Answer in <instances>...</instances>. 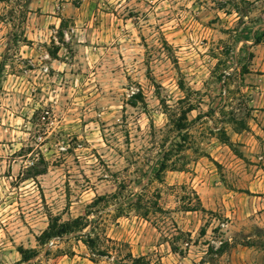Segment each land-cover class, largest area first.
I'll return each instance as SVG.
<instances>
[{
	"label": "rangeland",
	"instance_id": "rangeland-1",
	"mask_svg": "<svg viewBox=\"0 0 264 264\" xmlns=\"http://www.w3.org/2000/svg\"><path fill=\"white\" fill-rule=\"evenodd\" d=\"M257 91L264 0H0V264H264ZM181 98L194 109L178 131ZM120 189L160 210L101 202L89 217L110 241L37 244L49 215Z\"/></svg>",
	"mask_w": 264,
	"mask_h": 264
},
{
	"label": "trees",
	"instance_id": "trees-1",
	"mask_svg": "<svg viewBox=\"0 0 264 264\" xmlns=\"http://www.w3.org/2000/svg\"><path fill=\"white\" fill-rule=\"evenodd\" d=\"M254 43H259L260 38L259 36H256L254 38ZM142 98V97H141ZM180 103H184V106L180 110V114L177 118V120L174 122V126L178 131H182L187 128L186 121L187 120V113L190 112L192 109H194V104L190 101H186L184 98H181L178 100ZM245 117H249V109L246 111ZM200 115L197 116L199 118ZM234 118H230L226 122L234 121ZM246 124L242 123V128H245ZM219 136L218 138L230 146V141L226 135L224 126H220L217 129L216 132ZM185 138H183V141ZM175 146L182 147L183 144L181 142H175ZM167 157L163 156L160 159L156 160L152 165L148 168V179L149 181H157L162 182L163 179V173L167 169ZM157 197L158 194H157ZM107 203L111 204L113 208L115 209V213L112 214L115 217L121 216L123 213H126L128 210H134L136 212H139L141 209L140 214L143 216H147L150 212V209H154L156 211L157 209L160 210V207L156 200H150L149 198L145 197L144 193L141 192H131L127 196L121 197V189L117 190L111 194H105V195H99L96 196L95 199L87 205L85 213L82 215H78L76 217H73L71 219L67 220H61V218L58 215H49L48 216V224L37 236H36V242L37 244L41 246L47 245L50 241L56 238H61L67 234H76L79 239L82 241V243L87 246L89 249H94L96 244L103 240L110 241L109 238L104 236V234H101V232H95V226H97L99 218H91L89 217V214L96 213V210L94 209L95 206H97L99 203ZM98 220V222H97ZM87 229V230H85ZM17 251L20 254V261L26 262L36 256L38 250L35 248H24L23 246H18ZM97 251H103L98 250ZM101 253V252H100Z\"/></svg>",
	"mask_w": 264,
	"mask_h": 264
},
{
	"label": "crops",
	"instance_id": "crops-1",
	"mask_svg": "<svg viewBox=\"0 0 264 264\" xmlns=\"http://www.w3.org/2000/svg\"><path fill=\"white\" fill-rule=\"evenodd\" d=\"M254 93H255V91H254ZM255 95H256V97H255L256 99H257V97L262 98V104H257L256 105V102H258V101H255V99H253V100H250V102L252 103V104L250 103V107H253V109H252L253 111H258L257 108H261V109L264 110V92H262L261 94H259L258 91H257ZM261 131L264 134V130H261Z\"/></svg>",
	"mask_w": 264,
	"mask_h": 264
}]
</instances>
